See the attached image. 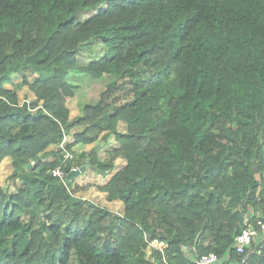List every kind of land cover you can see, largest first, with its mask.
I'll list each match as a JSON object with an SVG mask.
<instances>
[{
    "label": "trees",
    "instance_id": "16d2710c",
    "mask_svg": "<svg viewBox=\"0 0 264 264\" xmlns=\"http://www.w3.org/2000/svg\"><path fill=\"white\" fill-rule=\"evenodd\" d=\"M93 40L105 49L78 66V48ZM75 71L104 87L69 120ZM15 72L36 103L2 87ZM76 125V142L114 133L119 147L95 169L126 159L99 186L123 215L69 204L72 180L48 173L46 148ZM5 156L23 184L11 194L0 186V264H193L210 251L212 264H264V0H0ZM246 227L256 234L238 253ZM109 230L114 242L99 243ZM151 241L165 246L148 253Z\"/></svg>",
    "mask_w": 264,
    "mask_h": 264
},
{
    "label": "crops",
    "instance_id": "0c3cea01",
    "mask_svg": "<svg viewBox=\"0 0 264 264\" xmlns=\"http://www.w3.org/2000/svg\"><path fill=\"white\" fill-rule=\"evenodd\" d=\"M39 77V73L35 72L27 77L28 83L33 82L34 79ZM27 86V87H26ZM3 88L7 90H14L16 102L21 104L23 101L27 103H36V94L29 87L27 83L22 82V75L20 73H13L9 80L2 85ZM24 97H27L24 98ZM39 106L42 103V100L37 101ZM64 105L68 108V119L71 120L80 114L81 110L79 108V101L76 96H66L64 100ZM116 131L121 133L127 132L126 122L122 119H119L116 122ZM82 129L81 125H76L71 128V130L64 135L63 140L59 144H50L46 148L47 153L42 158V161L45 164H48L51 167L60 163V155L64 149L70 148L74 154L79 152H85L83 163L89 164V167L86 168L83 172H80L77 176L72 179V182L69 186V192L73 195H76L81 198V200L90 199L91 197L80 195L79 191L87 189L92 195L98 197L90 201L93 204L99 205L103 208H106L116 214L124 212V204L119 199H108L107 192L99 189V186L105 185L113 176V174L123 167L126 164V159L123 157H116L114 160V166L111 170L106 173L98 172L95 169L96 162H102L108 157L109 151L118 148L119 143L117 142L114 133H108V130L102 131L97 140L91 143H82L76 142L74 134L79 132ZM107 133L106 139L102 138V135ZM78 156H75L77 158ZM11 161L12 168L14 169L12 158L10 156H5L0 161ZM76 163V162H75ZM82 163V164H83ZM81 165V164H80ZM29 168V167H28ZM16 180H20L16 178ZM22 182V180H20ZM23 184V182H22ZM21 187V186H18ZM17 188V187H16ZM73 190H76L75 192Z\"/></svg>",
    "mask_w": 264,
    "mask_h": 264
},
{
    "label": "rangeland",
    "instance_id": "374dc122",
    "mask_svg": "<svg viewBox=\"0 0 264 264\" xmlns=\"http://www.w3.org/2000/svg\"><path fill=\"white\" fill-rule=\"evenodd\" d=\"M96 11H97L96 8L84 11L79 15L78 19L84 20L89 15L96 13ZM104 49L105 47L100 41L93 40V41L83 43V45L78 48L77 53H76V60H77L78 66H85L90 60L99 58ZM75 72L76 73H72L70 76L71 80H74L77 82L76 87L74 88L73 96H76V98H78V101L80 102L93 101L97 97L101 88L104 87V80L102 78H99L98 80H95V79L88 80L89 78L87 75H85V73H82L80 71H75ZM24 98L27 99V97H24ZM79 108H80V105H79ZM30 164H33V162L31 161ZM14 169L12 168L11 161L10 162L2 161L0 164V186L5 190V192L9 194L15 193L18 186H22V182L20 180L10 179V174L14 171ZM73 191L75 192L76 190H73ZM89 191L90 190L84 189V190L79 191L80 192L79 194L80 195L82 194L85 196L89 195L91 198L96 199V203H98L97 202L98 197H96L95 195H92ZM91 198L89 200L85 199L83 201L85 203L88 201H93L94 199H91ZM116 214L118 213L116 212ZM118 215H123V212ZM104 241L105 242L107 241L108 243L114 242V237H113V233L111 230L106 231V235H102V237H100L99 243L104 242ZM152 246L162 249L164 248L165 244L161 242L151 241V244H149L148 247L146 248L148 253H150Z\"/></svg>",
    "mask_w": 264,
    "mask_h": 264
},
{
    "label": "built area",
    "instance_id": "2783aa9c",
    "mask_svg": "<svg viewBox=\"0 0 264 264\" xmlns=\"http://www.w3.org/2000/svg\"><path fill=\"white\" fill-rule=\"evenodd\" d=\"M74 157V153L72 151H68L64 149V151L61 153L60 156V163L51 167L48 170V173L56 179L61 180L62 182H65L67 173L71 169H78L80 165L73 164L70 166L69 170H66L64 166L66 165V162ZM259 229L264 230V222L259 220L258 221ZM256 234L255 228L246 227L243 228L236 236H235V250L238 253H241L245 250L246 246L250 245L254 239V235ZM218 259V256L215 252H206L201 253L198 255L194 261L193 264H212Z\"/></svg>",
    "mask_w": 264,
    "mask_h": 264
},
{
    "label": "water",
    "instance_id": "95a60500",
    "mask_svg": "<svg viewBox=\"0 0 264 264\" xmlns=\"http://www.w3.org/2000/svg\"><path fill=\"white\" fill-rule=\"evenodd\" d=\"M30 166V164H29ZM89 167V164L83 163L79 166L78 169H71L69 170V172L67 173L66 179L68 180H72L75 176H77L80 172H83L86 168ZM69 196H68V203L70 204L71 202H79L81 201V198L71 194L70 192H68Z\"/></svg>",
    "mask_w": 264,
    "mask_h": 264
}]
</instances>
